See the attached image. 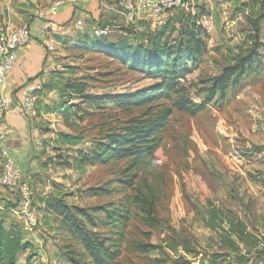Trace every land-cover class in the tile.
<instances>
[{
  "label": "rangeland",
  "instance_id": "obj_1",
  "mask_svg": "<svg viewBox=\"0 0 264 264\" xmlns=\"http://www.w3.org/2000/svg\"><path fill=\"white\" fill-rule=\"evenodd\" d=\"M189 3L186 12L167 11L152 23V29L158 31L168 23L169 29L177 28L172 36L177 39L182 27L178 19L199 15L207 51L186 83L195 99L201 101L205 97L201 89L211 87L227 67L236 64L255 46V20L261 9L256 0ZM101 21L102 25L118 26L106 36L112 43L135 46L142 42V35L146 40L142 33L150 28L147 22L135 28L124 22ZM87 32L92 42L97 41L93 28L73 24L68 34L55 35V49L46 63L38 115L32 117L37 128L35 135L41 143L32 154L34 171L29 164L23 177L31 186L32 198L27 203L20 200L12 210H6L5 204L0 203L8 227L22 221L21 215L14 212L16 209L27 210L39 224L32 233H24L25 240L33 244L19 255L17 264H74L65 254L70 241L68 232L57 231L55 216L38 205V198L58 195L71 205L91 210L109 202L121 203L131 196L127 235L115 264H203L204 260L208 264L213 253H220L221 237L228 231L232 216L247 226L255 240L258 236L264 242V47L260 70L247 73L241 84L227 89L224 97L218 94L203 111L194 114L174 109L154 165L138 174L135 178L138 190H134L123 187V179L133 175L126 168V160L79 168L67 164L68 160L74 163L71 155H76L77 149L88 150L99 140L102 126L127 116L115 106L83 103L75 94L68 97L63 92L65 88L82 81L88 92L102 94L134 91L155 82L120 58L82 42L80 39ZM261 36L264 42V20ZM59 106L63 109L59 110ZM69 106L73 107L72 112L66 114ZM65 134L83 140L71 147L63 138ZM149 186L156 197L152 212L157 219L155 224L148 218L152 208L135 199L138 193L150 195ZM93 187L111 193L94 195ZM18 188L19 184L2 187L0 192L13 195L17 203ZM214 209L226 213L221 214L225 217L224 224ZM92 212L99 221L104 217ZM253 241L250 239L248 243ZM140 244L150 245L149 249L141 250ZM217 260L213 264L222 261ZM253 264H264V252Z\"/></svg>",
  "mask_w": 264,
  "mask_h": 264
},
{
  "label": "trees",
  "instance_id": "obj_2",
  "mask_svg": "<svg viewBox=\"0 0 264 264\" xmlns=\"http://www.w3.org/2000/svg\"><path fill=\"white\" fill-rule=\"evenodd\" d=\"M256 4H259L261 11L256 14L255 46L236 64L227 67L211 87L201 89L205 94L201 101L195 99L194 93L186 83L188 76L198 68L207 51L203 35L205 29L199 23V15L189 14L187 18L178 19L182 27L177 39H172L177 30L176 27L169 29V24L166 23L160 30L155 31L152 29L151 22H147L150 26L148 32L142 33L146 35V40L142 35V42L135 46L126 42L112 43L107 40V37H97V41L92 42L88 32L82 35L80 39L82 42L92 43L94 48L120 58L132 69L147 74L155 82L134 91L102 94L88 92L86 83L82 81L65 88L63 92L67 93L68 97L75 94L82 99L83 103L88 102L99 107L115 106L127 116L123 120L117 119L118 121L114 124L108 123L102 126L99 140L88 150L77 149L76 155H71L74 163H69L68 160L67 164L79 168L126 160V168L130 172L133 171V175L123 179V187L138 190L135 178L140 172L147 171L154 165L155 154L164 141L174 109L193 114L201 112L218 94H220L219 97H224L230 86L241 84L247 73L255 69L260 70L258 65L263 62L262 49L264 47L261 36L264 0H256ZM177 10L187 11L183 8ZM60 108L61 106L58 107L59 110ZM72 109V106L65 109L66 114H70ZM117 113L114 114L117 115ZM63 138L71 147L83 140V137L69 134H65ZM60 164L63 165L62 161ZM149 189L152 190L150 195L145 196L144 193H138L135 199L152 208L148 218L150 223L155 224L157 219L152 215L156 198L155 191L151 186ZM92 191L94 195L101 192L111 193L109 190L98 187H93ZM20 200L17 192V203L6 202L5 209H14ZM38 201L40 202L39 207L43 206L47 213L55 216L59 225L57 231L66 230L68 232L70 241L66 245L65 254L72 263H116L122 254L123 243L127 235V226L131 216L129 208L131 196L124 198L121 203L109 202L94 206V210L89 207L71 205L60 195L38 198ZM92 211L102 213L104 217L99 221ZM213 212L219 213L221 223L224 224L225 217H222L224 212L217 209ZM46 222L49 223L48 218ZM229 223L228 231H225L221 237L223 245L221 244L220 253H213L212 259H208V264H213L215 261L217 263L218 258L222 260L218 264H253L255 259L262 256L264 242L257 237L255 240L252 232L238 217L232 216ZM96 229H100L101 232ZM24 233L22 222L8 227L5 213L0 212V264H17L19 255L33 244L25 240ZM250 239L254 240L252 244L248 243ZM149 246L140 244L139 248L145 251L149 249ZM231 252H235V261L224 258ZM203 264H206L205 260Z\"/></svg>",
  "mask_w": 264,
  "mask_h": 264
},
{
  "label": "crops",
  "instance_id": "obj_3",
  "mask_svg": "<svg viewBox=\"0 0 264 264\" xmlns=\"http://www.w3.org/2000/svg\"><path fill=\"white\" fill-rule=\"evenodd\" d=\"M56 2L57 0H0V30L28 22L32 29L30 42L18 51L16 65L7 82L0 87L2 92L19 97L24 89L33 88L38 79L44 78L46 63L50 57L45 42L54 45L55 35L68 34L78 11L73 5L66 3L57 6ZM80 7L84 11L85 28H94L102 19H107L110 23L115 21L128 24L126 12L118 5L117 0H87ZM41 12H47V15L40 16ZM2 126L6 129L7 136L4 141H0L1 161L4 160V151H10L26 174L33 151L41 143L38 135H35V122L23 109L15 108L6 115ZM31 167L32 164L30 169L33 170ZM0 190L2 191L1 188ZM0 199L1 204L15 202L13 195L8 193L0 192ZM226 257L229 261L236 260L235 252L224 258Z\"/></svg>",
  "mask_w": 264,
  "mask_h": 264
},
{
  "label": "built area",
  "instance_id": "obj_4",
  "mask_svg": "<svg viewBox=\"0 0 264 264\" xmlns=\"http://www.w3.org/2000/svg\"><path fill=\"white\" fill-rule=\"evenodd\" d=\"M87 0H57L56 5L62 6L66 3L78 9L74 15L73 23L76 27L85 26L83 10L80 5ZM190 0H117L120 7L126 12L128 25L137 27L143 23H154L161 19L165 13L171 9H189ZM47 12H41L40 16H46ZM114 30L113 25L98 24L93 28L95 37H106ZM127 33V32H126ZM32 38L31 24L23 23L17 26L0 30V87L7 82L10 72L14 69L18 51L26 46ZM47 52H53L55 46L50 42H45ZM44 78L38 79L33 88H26L19 97L6 94L0 90V141H4L7 136L6 129L2 123L6 115L15 108L23 109L30 117L38 115L37 107L41 100V91L44 87ZM3 168L0 173V188L13 187L19 184L18 193L21 200L27 203L32 198L31 186L27 180H23L24 172L18 165L16 157L10 151H4ZM22 217L23 229L27 233H32L39 224L35 217L27 210H14Z\"/></svg>",
  "mask_w": 264,
  "mask_h": 264
}]
</instances>
